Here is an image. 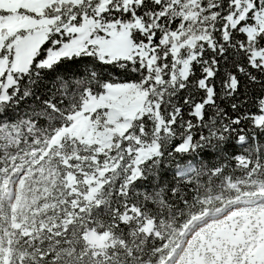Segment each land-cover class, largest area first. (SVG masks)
I'll return each instance as SVG.
<instances>
[{"label": "snow or ice", "instance_id": "6c2138e0", "mask_svg": "<svg viewBox=\"0 0 264 264\" xmlns=\"http://www.w3.org/2000/svg\"><path fill=\"white\" fill-rule=\"evenodd\" d=\"M17 184L0 264H165L206 203L264 190V0H0V195ZM202 255L264 264V226Z\"/></svg>", "mask_w": 264, "mask_h": 264}, {"label": "rangeland", "instance_id": "374dc122", "mask_svg": "<svg viewBox=\"0 0 264 264\" xmlns=\"http://www.w3.org/2000/svg\"><path fill=\"white\" fill-rule=\"evenodd\" d=\"M16 199L10 201L12 211H15L21 202V186H15ZM3 192L8 195V188L5 186ZM4 194V195H5ZM264 197V190L258 189L255 193L243 194L237 197L245 203L241 208L234 207L235 199L225 204L221 209L209 214L204 222H194L195 228H192L194 217L190 223L184 225L181 230V238L176 246L164 259L165 264H205L202 253L207 246L208 251L218 252L222 245L233 244L241 235L257 225L264 226V205L253 206L249 201ZM216 210V209H215ZM213 211L214 210H210ZM227 212V213H226ZM204 215V214H203ZM207 215V217L209 216ZM239 230L237 231V226ZM194 229V230H193ZM193 230V232H192ZM211 237V241L207 237ZM199 245V247H197ZM213 245L216 246L213 249Z\"/></svg>", "mask_w": 264, "mask_h": 264}, {"label": "trees", "instance_id": "16d2710c", "mask_svg": "<svg viewBox=\"0 0 264 264\" xmlns=\"http://www.w3.org/2000/svg\"><path fill=\"white\" fill-rule=\"evenodd\" d=\"M237 191H239V189ZM256 191H258V189ZM255 192H252L251 190H249V191L241 192L240 195H243V194H251V193H255ZM239 196H237V197H239ZM237 197L230 198V194H227L226 193L222 201H220V202H217L215 200L209 201L208 203L205 204L204 209L202 211L197 212V214L195 216L200 215L202 213L204 214V212L206 210H215V209L221 208L225 204H227V203L233 201L234 199H236ZM0 199L4 200L5 203H8V200L6 199L5 195H0ZM206 212H209V211H206ZM195 216H193V217H195ZM193 217H191V219ZM191 219H188L187 220V223ZM170 223H182V221L181 220H174V221H170ZM187 223H185V224H187ZM185 224H183V226L181 228L174 229L173 235L168 238L167 252L165 253L164 259L171 252V249L174 246L177 245L179 239L181 238L180 237L181 236V230H182V228L184 227Z\"/></svg>", "mask_w": 264, "mask_h": 264}, {"label": "bare ground", "instance_id": "6f19581e", "mask_svg": "<svg viewBox=\"0 0 264 264\" xmlns=\"http://www.w3.org/2000/svg\"><path fill=\"white\" fill-rule=\"evenodd\" d=\"M235 201H236V204L234 205V207H237V208H241L242 207V205H244L245 203H243V202H241L240 201V199L238 198V199H235ZM221 208H218V209H216V210H214V212L213 211H209V212H206V213H204V215L203 214H200V216L201 217H198V218H196V219H194L193 220V224L191 225L192 226V228H195L196 226V224H194V222L197 220V222H204V221H206L207 219H209V217L211 216V215H209V214H212V213H216V212H218L219 210H220ZM227 213V212H226ZM207 215H209L208 217H207ZM199 216V215H198ZM211 217H213V216H211ZM188 223H190V222H188ZM194 230V229H193ZM193 230H192V232H193Z\"/></svg>", "mask_w": 264, "mask_h": 264}]
</instances>
